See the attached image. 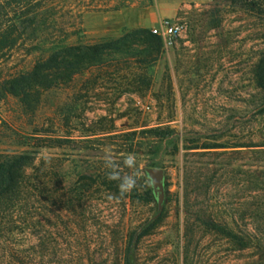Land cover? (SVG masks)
Instances as JSON below:
<instances>
[{
  "label": "rangeland",
  "instance_id": "rangeland-1",
  "mask_svg": "<svg viewBox=\"0 0 264 264\" xmlns=\"http://www.w3.org/2000/svg\"><path fill=\"white\" fill-rule=\"evenodd\" d=\"M246 1L257 0L61 1L59 33L82 30L69 44L118 39L162 19L184 31L162 41L140 77L86 74L48 91L33 116L14 99L1 102L0 156L28 151L37 168L50 159L55 181L35 226L0 235V264H123L126 239L157 213V197H129L145 185V167L165 170V200L159 226L138 245V264H246L255 256L234 252L200 224L264 225L263 94L255 80L264 16ZM35 57L18 48L0 76L30 68ZM156 127L173 135H130ZM88 132L96 133L90 145ZM107 170L119 172V189L92 185L78 203L81 176Z\"/></svg>",
  "mask_w": 264,
  "mask_h": 264
},
{
  "label": "trees",
  "instance_id": "trees-1",
  "mask_svg": "<svg viewBox=\"0 0 264 264\" xmlns=\"http://www.w3.org/2000/svg\"><path fill=\"white\" fill-rule=\"evenodd\" d=\"M61 1L0 0V64L20 47L26 49L27 55L36 54L30 68L6 77L0 76V104L14 99L27 116L37 113L44 95L50 90H66L79 77L89 74L100 78L112 69L118 76L140 77L158 61L161 54L162 40L150 29H136L118 39H101L92 45L82 42L69 44V38L82 30L59 33L58 29L62 31L64 27L60 26L63 24L54 12ZM242 5L251 11L257 9L264 16V0L246 1ZM255 80L263 94L264 112V54L256 66ZM139 134L163 140L172 136L173 130L156 127L134 131L130 135L135 138ZM95 135L86 133L84 142L92 144L90 138ZM85 149L92 151L91 146ZM35 160V156L28 151L0 156V235L11 234L23 224L35 226L39 222V205H52L54 167L50 159H45L37 168ZM29 170L36 173H29ZM140 181L145 185L141 189L133 188L129 197L149 202L156 197L152 184L146 175ZM120 182L119 172L113 170H107L102 175H83L78 180L83 192L78 193L76 200L79 203L85 199V191L92 185L118 190ZM159 224L160 217L153 218L128 236L122 255L123 264H138L140 241L151 235ZM200 224L234 252L254 251L255 256L246 264H264V225L249 222L238 226L234 222L213 220Z\"/></svg>",
  "mask_w": 264,
  "mask_h": 264
},
{
  "label": "water",
  "instance_id": "water-1",
  "mask_svg": "<svg viewBox=\"0 0 264 264\" xmlns=\"http://www.w3.org/2000/svg\"><path fill=\"white\" fill-rule=\"evenodd\" d=\"M144 173L152 184V188L157 197V213L155 219L160 217L165 200V170L157 167H145Z\"/></svg>",
  "mask_w": 264,
  "mask_h": 264
},
{
  "label": "built area",
  "instance_id": "built-area-1",
  "mask_svg": "<svg viewBox=\"0 0 264 264\" xmlns=\"http://www.w3.org/2000/svg\"><path fill=\"white\" fill-rule=\"evenodd\" d=\"M150 30L165 44H172L181 37L184 31V26L179 22L170 19H162L159 23L152 26Z\"/></svg>",
  "mask_w": 264,
  "mask_h": 264
}]
</instances>
